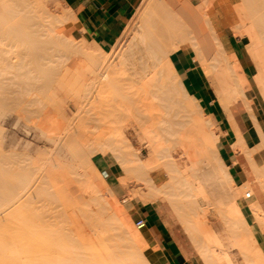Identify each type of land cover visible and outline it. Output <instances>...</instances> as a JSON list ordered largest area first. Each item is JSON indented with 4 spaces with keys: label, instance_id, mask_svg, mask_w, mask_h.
Masks as SVG:
<instances>
[{
    "label": "bare ground",
    "instance_id": "obj_1",
    "mask_svg": "<svg viewBox=\"0 0 264 264\" xmlns=\"http://www.w3.org/2000/svg\"><path fill=\"white\" fill-rule=\"evenodd\" d=\"M241 1L233 6L239 21L231 30L247 37L244 47L255 67L250 77L241 60L224 49L210 17L212 0H139L109 50L76 40L72 28L82 30L77 7L64 0H0V118L10 114L14 125L23 122L28 133L33 127L52 143L35 165L28 140L19 150L18 138L3 145L0 124V264H162L155 232L132 221L137 207L155 203L160 194L172 204L203 264H222L219 255L230 246L237 247L245 264H264L251 226L264 235L263 206L250 181H233L220 155L218 126L197 94L187 91L170 58L177 49L193 51L225 113L233 136L230 151L244 155L264 192V0ZM58 45L74 49L79 65H55L53 56L59 58L62 50ZM51 46L60 51L50 52ZM63 76L71 91L97 94L87 110L77 99L69 118L58 112L51 85H59ZM40 89L54 103L49 102L55 110L48 106L52 113L43 110L47 101L42 102ZM161 106L188 118L184 130L172 123L166 127V135L176 139L172 146L190 157L188 168L173 158L168 138L154 127L158 122L147 118L161 114ZM88 115L103 132L94 125L92 134L98 135L89 132L88 140H81L72 127L79 118V124L87 123ZM129 128L145 143L144 157L128 141ZM92 154L117 160L124 174L118 176L124 191L120 200L134 199L137 207L125 209L117 202ZM157 168L164 178L156 177L158 171L151 174ZM208 190L225 229H215L206 219L202 201ZM246 192L251 195L241 205L237 198Z\"/></svg>",
    "mask_w": 264,
    "mask_h": 264
},
{
    "label": "rangeland",
    "instance_id": "obj_2",
    "mask_svg": "<svg viewBox=\"0 0 264 264\" xmlns=\"http://www.w3.org/2000/svg\"><path fill=\"white\" fill-rule=\"evenodd\" d=\"M190 1H195V2H197L198 0H190ZM237 2H242L241 0H212V4H213V6H214V11H213V13H210V17L212 18V19H214L215 17H216V19H215V21H216V30H217V34L219 35V37H220V39L222 40V42H223V46H224V49L226 50V51H229L230 50V41H232V40H238V44H239V46H241L242 47V51H243V55H244V63H242V61H241V63H242V66L244 67V70H245V72H246V75L247 76H252L253 74H254V72H255V67H254V65L252 64V61L250 60V58L248 57V55H247V53H246V50H245V47H244V45H245V42L247 41V37H243V38H241V37H239V36H236V35H234V33L232 32V25H234L235 23H237L239 20H238V18L239 17H237V14H236V12H235V8L233 7V6H235L234 4L235 3H237ZM233 4V5H232ZM234 8V9H233ZM80 30V31H79ZM121 33H122V31H121ZM120 33V34H121ZM72 34H73V36L76 38V40H85V43H87L88 42V44H90V42L92 43V41L93 40H88V38H86L83 34H82V32H81V29H78L77 27H73L72 28ZM119 34V35H120ZM118 35V36H119ZM83 37V38H82ZM115 42V41H114ZM113 42V43H114ZM112 43V44H113ZM63 46V45H62ZM62 46H60V45H58V46H54L55 48H57L58 49V47H60V48H62ZM112 46V45H111ZM110 46V47H111ZM53 46H51V49H49V51L50 52H53V53H57L58 51H60V49L59 50H57V49H55ZM66 47V46H65ZM62 48V50H61V54L62 55H64V56H62L61 54H60V56H59V58H57L58 56L57 55H54L53 56V59L55 60V65H58L60 68L62 67V68H64V69H66L69 65H71L70 66V68L72 69L74 66H77V65H79V63H76V61H77V59L79 58V55H77L78 53L73 49V51H72V49H68V47H66V48ZM68 50V52L66 51V50ZM110 48H108V49H105V50H109ZM64 50H65V53H63L64 52ZM57 51V52H56ZM71 52V53H70ZM189 52H191L190 53V55L191 56H193L194 55V53H193V51H189ZM70 55V56H69ZM57 56V57H56ZM69 56V57H68ZM68 57V58H67ZM173 55H171V61L174 63V61H173ZM63 58H65V60H63ZM63 60V61H62ZM71 63V64H68L69 62ZM195 61V63H196V65H197V68L199 69V71H201V69H200V67L198 66V61L197 60H194ZM77 62H79V59H78V61ZM77 64V65H76ZM65 65V66H64ZM69 68V67H68ZM67 68V69H68ZM201 73H202V75H203V77H204V80H205V83H206V86L207 87H209L210 88V97H209V99H208V101L209 102H211V104H206L205 103V101H203L202 99H201V97L197 94V96H198V99H199V101L201 102V104L203 105V108L206 110V112L208 113V114H210L209 112H210V110H212V109H214V110H216V111H218V113L220 114V121H216L215 119H214V117H213V115L212 114H210L211 115V117L213 118V120H214V122H215V127H217L218 129H219V131H218V133L221 135L222 134V132L220 131V123L221 122H225L226 123V120H225V113H224V111H223V109L220 107V105H219V103H218V101L216 100V95H215V93H214V91H213V89H212V86L210 85V83H209V81H208V79H207V77L203 74V72L201 71ZM67 76H63V77H61L60 78V80H59V85L57 84V83H54L53 82V84H51V85H53V87L55 88V91H56V94H57V97H55V98H58V101H56L57 99H54V103H58V105H55V106H57V109H58V112H64V114H65V116L66 117H71L72 116V114H73V112L75 111V104H76V102L78 101H83L82 103H85L86 105H84L85 107V109H86V106H87V104H91L92 102H94L96 99H97V94H96V90H93V91H90L88 94H86L87 95V97H85L86 95H84V96H81L80 95V92L79 91H77L76 89L74 90V91H71V90H73L72 88V86L71 85H69L70 86V88H69V86L68 85H66L68 82H66L67 80V78H66ZM62 78H64V80L62 79ZM124 78V77H123ZM63 81H65L66 82V84H63L64 82H62V80ZM124 80V79H123ZM122 80V81H123ZM121 81V82H122ZM64 85H62V84ZM122 83H124V81L122 82ZM58 85V86H57ZM66 85V86H65ZM66 88V89H65ZM69 88V89H68ZM71 89V90H70ZM63 92H62V91ZM67 90H70L69 91V93H68V91ZM124 90V89H123ZM40 92H42V94L40 93ZM71 92V93H70ZM76 93V94H74L73 95V93ZM121 92H122V90H121ZM39 94H41V100H42V102L45 104L46 103V101H47V103H48V105H46L45 104V107H44V109L43 110H45L46 108V110L45 111H47V110H50V108L52 107L51 105L52 104H54L51 100H49V102H50V104H49V102H48V97L45 95V93L43 92V90L42 89H40V91H39ZM62 94V95H61ZM122 94H124L123 92H122ZM73 95V96H72ZM68 96V97H67ZM77 96V97H76ZM90 96V97H89ZM69 98V99H68ZM72 98H76L75 100H74V102H73V100L71 101V99ZM77 99H79V100H77ZM89 100V103H87L88 102V100ZM62 101V103H64L65 104V106L64 105H61V102L60 101ZM77 100V101H76ZM86 100H87V102H86ZM212 100V101H211ZM52 102V103H51ZM60 102V103H59ZM67 103V104H66ZM50 105V106H49ZM88 105V106H89ZM47 106V107H46ZM50 108H49V107ZM64 106V107H63ZM87 106V107H88ZM56 108V107H55ZM55 108H54V105H53V107L51 108V109H54L55 110ZM60 108V109H59ZM158 108V107H157ZM156 108V109H157ZM56 109V110H57ZM160 109V108H159ZM159 109H157V110H159ZM161 114L160 113H158V111H157V117H159L158 118V120L155 118V117H147L148 118V120L150 121V120H154V122L155 121H157L158 122V124L156 125V126H154V127H156V128H158L159 127V129L160 130H158V129H156V130H158L157 132H159L160 134H162V137L164 138V139H167L168 138V140H167V143H169V144H167V145H169L172 149H174L175 150V152H173V150L171 151V154H172V156H173V158L176 160V161H178L180 164H181V166L183 167V168H188L187 166H189V162H190V157L184 152V150H183V148L182 147H180V146H178V145H175V147L174 146H172V141L174 142V140H176L174 137V135H172V136H174L173 138H172V136H170V137H168L169 135H166L167 133V129H166V127H169L170 125H171V123H172V128H175V129H180V127L182 126L183 127V125H185L186 127H185V129L186 128H188L187 126L189 125L188 123H187V119L188 118H184V114L182 113V112H175V110H173L172 108H168L167 109V107H163V106H161ZM170 109V112H171V114H173V115H170V113L168 112V110ZM54 110H50V112L49 113H52ZM60 110V111H59ZM87 110V109H86ZM167 110V111H166ZM171 110H173V113H172V111ZM156 110L154 109L153 110V112H155ZM60 112V113H61ZM166 112H168L169 113V116H171V117H174L175 119H172V118H168L167 116V113ZM85 113H88V112H85ZM174 113H178V116L179 117H177V115L176 114H174ZM89 114V113H88ZM155 114V113H154ZM158 114H160V115H158ZM84 115V114H83ZM86 116V115H85ZM161 116L163 117V118H161ZM87 117H89L90 119H89V121L88 120H86L87 118L85 117V118H83L82 117V120L84 121V120H86L87 121V123L86 124H88L89 123V128L91 129H88V127L86 128L85 126L86 125H84V124H82V123H80L79 124V119H77V122H76V120H75V122H74V125H73V127H72V129H73V131H75V133H78V129H79V133H80V135H81V133H82V135L80 136L79 134V136H78V138L79 137H83V138H79V139H81V140H88L87 138H86V136H87V134L89 133V132H91V134L90 135H92V136H96V135H98V131H96L97 132V134L95 135H93L92 133H94V131H95V129H94V125H96V127L98 126V128H100L101 129V131H100V129H98L101 133L103 132L102 131V129L103 128H101V124H99L98 122L97 123H95L96 122V120H94L92 117H91V115H88ZM187 117V116H186ZM92 118V119H91ZM155 118V119H154ZM219 118L217 117V119L219 120ZM147 120V119H146ZM162 120V121H161ZM95 121V122H94ZM148 121V122H149ZM183 122V124H182V122ZM156 122V123H157ZM181 122V123H180ZM147 123V122H146ZM150 123H152V124H154L153 123V121L152 122H150ZM149 123V124H150ZM162 123V124H161ZM163 123H164V125H163ZM180 123V124H179ZM0 124H1V126H2V128H3V134H4V137H3V141H4V146H9L10 144H11V142H12V140L13 141H15V139H17V141H18V143H20V144H18L19 146H17V150H19V148L20 149H22V146H23V144H24V142L25 141H29L30 142V144H29V146H28V150H29V154L31 155V159H33V160H35V161H33V163H35V165L36 164H38V160L40 159V158H42V157H44L45 156V154H42V150H49L51 147H52V143L51 142H49L48 140H44V138H41L38 134H37V131L32 127V128H29L28 130H29V133H28V131L26 130V128L24 127V123L23 122H21L20 124H17V125H14L13 123H12V116L10 115V114H8V115H4L3 117H1L0 118ZM78 124V126H81V124H82V127L80 128V127H78V126H76ZM148 124V123H147ZM148 124V125H149ZM152 124H150L151 125V127L153 126ZM161 124V125H160ZM188 124V125H187ZM227 124V123H226ZM248 124H249V122H248ZM83 125H84V129H86V131L87 132H84V129H82L83 128ZM91 125H93L92 127H91ZM149 125V126H150ZM250 125V124H249ZM17 126V127H16ZM100 126V127H99ZM170 126V127H171ZM77 127L78 129H75V128ZM95 127V128H96ZM181 127V129L180 130H184L183 128ZM81 129V130H80ZM154 129V128H153ZM165 129H166V131H165ZM77 130V131H76ZM155 130V131H156ZM170 130V128L168 129V131ZM227 130H228V125H227ZM93 131V132H92ZM85 134H86V136H85ZM89 135V134H88ZM127 135H128V141L130 142V144H131V146L134 148V149H136L137 151H139V153H140V156L141 157H144L146 154H147V148H146V146H145V143L143 142V140H139L138 138H137V136H136V134L135 133H133V131H132V129L131 128H129L128 129V132H127ZM220 135H219V138H220ZM92 136H90V137H92ZM167 137V138H166ZM233 137V136H232ZM231 137V139L229 140V143L233 140V138ZM173 139V140H172ZM142 142V143H141ZM174 143H176V142H174ZM135 144V145H134ZM21 145V146H20ZM48 145V146H47ZM51 145V146H50ZM174 145V144H173ZM229 145V144H228ZM42 146H44L43 147V149H42ZM47 147V149H45ZM174 147V148H173ZM41 148V149H40ZM38 150H39V152H38ZM183 150V151H182ZM40 151H41V153H40ZM184 153V154H183ZM233 153V152H232ZM235 154V153H234ZM236 154H241V153H236ZM179 155H180V157H179ZM186 155V156H185ZM242 156H243V158L246 160V158L244 157V155L243 154H241ZM192 158H193V156H191ZM178 158V159H177ZM187 158V159H186ZM91 159H92V161L94 162V164L97 166V168L103 173V176H104V178L106 179V181L108 182V184L111 186V188L113 189V191H114V193H115V195H116V199H117V202L118 203H120L125 209H130V208H133V207H137V205H136V203H135V200L134 199H127L126 201H124V202H121V196H123L124 195V191H123V187H122V185H121V183H119V179H118V176H120V175H124L123 174V170H122V168L120 167L121 165H119V163L117 162V160H115L112 156H108V155H105V156H103V155H101V154H92V156H91ZM32 163V164H33ZM184 163V164H183ZM227 163V162H226ZM200 164H202V163H200ZM228 164V163H227ZM246 164L248 165V167L251 169V167L249 166V164H248V162L246 161ZM112 165H114V166H112ZM185 166V167H184ZM201 166V165H200ZM203 166V165H202ZM103 170V171H102ZM107 170V171H106ZM228 170H229V168H228ZM158 171V173L159 174H157L156 175V172ZM252 171V170H251ZM155 173V174H154ZM112 174V175H111ZM151 174L154 176V175H156V177L157 178H164V176H163V174H161V172H160V170H158V168L157 169H155V170H152L151 171ZM254 174V173H253ZM108 175V176H107ZM117 178V179H116ZM254 180H255V175H254ZM118 181V182H117ZM255 182H256V180H255ZM254 182V184L257 186L258 184H257V182L255 183ZM136 188V187H135ZM207 188L208 189H211V188H209L208 186H207ZM207 194L209 195L210 194V196H208V199H203V201H202V203H203V205L204 206H206V219H207V221L209 222V224L210 225H212L215 229H225L226 227V225L224 224V220H223V218H222V216H220L218 213H217V210H216V208H214V206H213V199H212V202H211V198H209V197H211V195H213V192L211 191V190H208V192H207ZM86 195V193H84V196ZM87 196V195H86ZM85 196V198H87ZM247 199L248 198H245L244 196H243V194L242 195H240L238 198H237V201L241 204V205H244L245 203H246V201H247ZM134 204V205H133ZM154 205L158 208V209H160L162 212H163V214H164V216L168 219V222H169V225H171L173 228H174V230H175V232L179 235V237L181 238V240H182V244H183V246H184V248H185V250H186V255H187V257H188V260L191 262V263H193V264H203L202 263V261H201V259L198 257V253H197V250H196V248H195V246L193 245V243H192V241H190L191 239H190V237H188V235L186 234V229H183V228H185V227H183L184 226V224H183V222L182 221H180V220H178V217H177V214L174 212V209H173V206H172V204L170 203V201L168 200V198H166L163 194L161 195H159V198L157 199V201L154 203ZM143 206V205H142ZM140 210H141V208H139V207H137V213H135L134 215H133V217H132V221H133V223L136 225V223H135V221L139 218V217H141V212H140ZM176 214V215H175ZM221 217V218H220ZM180 219V218H179ZM247 219L248 220H250V218L247 216ZM223 220V221H222ZM137 226V225H136ZM186 231V232H185ZM225 231V230H224ZM231 249V250H230ZM229 252L228 253H226V254H222V255H219V258H220V260L222 261V262H224L225 260H228V259H231V260H233V263L234 264H244V261H243V259H244V257L242 258V255L240 254L241 252H238V250H237V247H235V246H230L229 247Z\"/></svg>",
    "mask_w": 264,
    "mask_h": 264
},
{
    "label": "crops",
    "instance_id": "obj_3",
    "mask_svg": "<svg viewBox=\"0 0 264 264\" xmlns=\"http://www.w3.org/2000/svg\"><path fill=\"white\" fill-rule=\"evenodd\" d=\"M64 2L73 9L77 7L75 14L82 27V34L88 40L95 41L103 49H108L123 30L127 20L132 17L139 0H64ZM215 19H212V21L216 26ZM229 44L233 54L244 63L243 49L239 46L238 40H232ZM191 57L189 51L187 52L183 49H177L174 52L173 61L177 67L179 78L186 84L185 87L188 92L198 94L209 105L211 104L208 101L211 90L206 86L204 77L197 68L195 61L193 62L195 59L193 57L191 59ZM209 113L213 115L216 121H220L218 111L212 109ZM220 131L222 132L221 138H219L220 155L225 163H228L226 164L230 174L233 176V181L236 184H241L245 180L250 181L256 198L264 209V192L258 185L254 184L253 172L246 164L243 156L232 153L228 147L232 133L227 130L225 122L220 123ZM140 212L141 217L145 220V225L155 232L160 242L161 248L159 252L162 264H193L188 260L181 238L174 228L169 225L168 219L163 212L154 203L143 204ZM251 226L264 256V235H262L256 225L251 224ZM222 264L234 263L233 260L228 259Z\"/></svg>",
    "mask_w": 264,
    "mask_h": 264
},
{
    "label": "built area",
    "instance_id": "obj_4",
    "mask_svg": "<svg viewBox=\"0 0 264 264\" xmlns=\"http://www.w3.org/2000/svg\"><path fill=\"white\" fill-rule=\"evenodd\" d=\"M250 195H251V194H250L249 192H246L245 197L248 198V197H250ZM135 223H136L137 226L145 225V220H144V218L139 217V218L135 221Z\"/></svg>",
    "mask_w": 264,
    "mask_h": 264
}]
</instances>
